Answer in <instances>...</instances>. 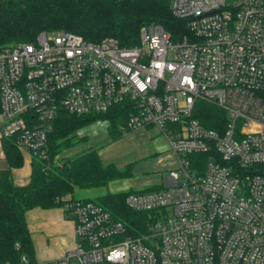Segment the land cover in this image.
I'll return each mask as SVG.
<instances>
[{"label": "built area", "instance_id": "obj_1", "mask_svg": "<svg viewBox=\"0 0 264 264\" xmlns=\"http://www.w3.org/2000/svg\"><path fill=\"white\" fill-rule=\"evenodd\" d=\"M176 39L144 26L139 44L94 43L66 31L0 48L3 137L47 160L60 110H129L122 130L156 127L174 166L159 190L131 192L147 212L137 235L93 200L70 198L75 248L37 264H264V0H172ZM223 110L209 129L197 102Z\"/></svg>", "mask_w": 264, "mask_h": 264}, {"label": "trees", "instance_id": "obj_2", "mask_svg": "<svg viewBox=\"0 0 264 264\" xmlns=\"http://www.w3.org/2000/svg\"><path fill=\"white\" fill-rule=\"evenodd\" d=\"M171 5L172 0H0V48L33 41L41 32L58 31L78 34L94 43L114 38L120 46L132 47L139 44L141 29L151 24L162 26L176 39L187 33L186 22L173 15ZM128 116L125 105L96 115L60 110L48 139V159H32L29 182L22 186L14 183L12 171L23 167V155L12 139L3 137L9 167L0 171V264H37L26 221L29 210L62 208L68 199L76 198V189L104 188L131 176L130 166L120 169L104 164L94 149L60 158L74 145V135L96 120H108L109 133L118 140ZM195 118L216 130L220 122H226L225 112L204 100L197 102ZM131 192L106 193L95 202L137 235V228L144 229L148 213L128 208L126 197Z\"/></svg>", "mask_w": 264, "mask_h": 264}, {"label": "rangeland", "instance_id": "obj_3", "mask_svg": "<svg viewBox=\"0 0 264 264\" xmlns=\"http://www.w3.org/2000/svg\"><path fill=\"white\" fill-rule=\"evenodd\" d=\"M108 123L110 126L108 120L100 119L81 128L82 132H77L72 138L74 145L65 150L60 158L85 152L87 148L94 149L101 155L104 164H113L120 169L130 166L131 176L111 182L104 188L76 189L75 197L95 201L106 193L147 192L156 190L152 188L159 184H166L168 171L174 166L166 135L152 126L137 131L124 130L121 137L114 141Z\"/></svg>", "mask_w": 264, "mask_h": 264}, {"label": "crops", "instance_id": "obj_4", "mask_svg": "<svg viewBox=\"0 0 264 264\" xmlns=\"http://www.w3.org/2000/svg\"><path fill=\"white\" fill-rule=\"evenodd\" d=\"M2 126L3 118L0 113V171L9 167L2 147ZM80 132L82 129L78 131L79 134ZM21 153L24 158V165L22 168L13 169L12 176L14 183L22 186L29 182L32 159L22 151ZM99 153L101 154V150ZM26 221L38 263L59 259L75 248L74 224L66 217L63 208L47 210L39 207L34 208L26 213Z\"/></svg>", "mask_w": 264, "mask_h": 264}]
</instances>
